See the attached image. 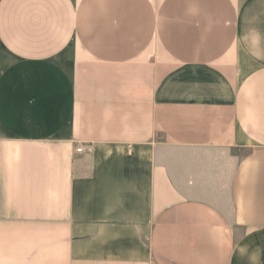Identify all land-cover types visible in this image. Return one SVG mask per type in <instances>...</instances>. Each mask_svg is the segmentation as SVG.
I'll return each mask as SVG.
<instances>
[{
    "label": "crops",
    "instance_id": "0c3cea01",
    "mask_svg": "<svg viewBox=\"0 0 264 264\" xmlns=\"http://www.w3.org/2000/svg\"><path fill=\"white\" fill-rule=\"evenodd\" d=\"M0 264H264V0H0Z\"/></svg>",
    "mask_w": 264,
    "mask_h": 264
},
{
    "label": "built area",
    "instance_id": "2783aa9c",
    "mask_svg": "<svg viewBox=\"0 0 264 264\" xmlns=\"http://www.w3.org/2000/svg\"><path fill=\"white\" fill-rule=\"evenodd\" d=\"M79 151L81 150V148L78 149Z\"/></svg>",
    "mask_w": 264,
    "mask_h": 264
}]
</instances>
